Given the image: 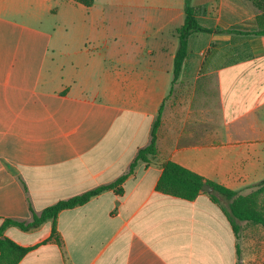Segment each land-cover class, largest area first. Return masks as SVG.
Wrapping results in <instances>:
<instances>
[{"label": "crops", "instance_id": "0c3cea01", "mask_svg": "<svg viewBox=\"0 0 264 264\" xmlns=\"http://www.w3.org/2000/svg\"><path fill=\"white\" fill-rule=\"evenodd\" d=\"M0 0V225L127 172L162 105L156 154L115 188L4 235L17 264H264V227L229 201L156 188L170 160L247 194L264 179V34L249 0Z\"/></svg>", "mask_w": 264, "mask_h": 264}, {"label": "trees", "instance_id": "16d2710c", "mask_svg": "<svg viewBox=\"0 0 264 264\" xmlns=\"http://www.w3.org/2000/svg\"><path fill=\"white\" fill-rule=\"evenodd\" d=\"M75 1L89 6L94 0ZM249 1H251L252 4L260 11L256 17L258 29L253 33L264 34V0ZM213 31L248 33L233 29H213L202 26L197 20L195 8L189 4V0H185L184 23L176 29L178 46L173 59V82L178 77L184 64L188 50L189 35L193 32ZM161 111L162 105L159 107L157 116L152 123L149 143L137 150L127 172L120 175L116 180L69 198L59 200L54 204L43 208L40 212L32 211L31 219L29 221L5 218L0 225V264H17L25 253L32 248L30 246H21L9 237L5 236L4 230L7 226L15 225L22 230H29L36 228L44 221L51 219L52 227L49 239H52V237L57 238L56 217L61 210L84 204L100 192L117 187L133 171L138 162H148L157 152V129L160 124ZM205 183L209 184L213 188L210 193L213 201H218L216 195H220L229 201L228 210H226V212L231 222H233V229L235 231L237 230L236 226H234L235 219L247 221L252 224H259L264 227V179L253 185V187H256L254 190L247 194H242L239 191L231 190L211 180H207L199 174L168 160L163 163V169L157 181L156 188L165 194L186 200H193L201 192L202 185Z\"/></svg>", "mask_w": 264, "mask_h": 264}, {"label": "water", "instance_id": "95a60500", "mask_svg": "<svg viewBox=\"0 0 264 264\" xmlns=\"http://www.w3.org/2000/svg\"><path fill=\"white\" fill-rule=\"evenodd\" d=\"M201 189L206 192H211L213 190V188L207 183L203 184Z\"/></svg>", "mask_w": 264, "mask_h": 264}]
</instances>
